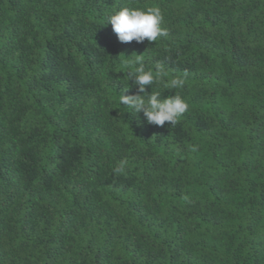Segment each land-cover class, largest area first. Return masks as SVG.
Listing matches in <instances>:
<instances>
[{
  "label": "trees",
  "instance_id": "obj_1",
  "mask_svg": "<svg viewBox=\"0 0 264 264\" xmlns=\"http://www.w3.org/2000/svg\"><path fill=\"white\" fill-rule=\"evenodd\" d=\"M133 53L187 73L176 124L120 105ZM0 264H264V0H0Z\"/></svg>",
  "mask_w": 264,
  "mask_h": 264
},
{
  "label": "clouds",
  "instance_id": "obj_2",
  "mask_svg": "<svg viewBox=\"0 0 264 264\" xmlns=\"http://www.w3.org/2000/svg\"><path fill=\"white\" fill-rule=\"evenodd\" d=\"M163 22V13L156 6L146 9L125 6L107 18V24H111L113 32L121 43L136 41L142 44L145 40L157 41L158 38L168 34ZM133 54L122 58V67L128 71L127 79H123L125 85L123 92L117 91L120 105L126 110L125 112H131L133 115L143 113L144 119L150 125L164 126L166 122L171 126L176 124L178 119L189 110V103L177 92L175 95L161 98L162 93L153 90V86L161 84L167 90L181 89L186 83L187 73L184 76L166 79L168 72L162 64L156 63L155 69L147 67L143 55ZM129 81L132 83L129 84ZM133 87L135 94H125ZM149 88H152L150 93ZM115 171H124L123 162Z\"/></svg>",
  "mask_w": 264,
  "mask_h": 264
}]
</instances>
